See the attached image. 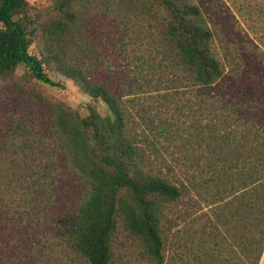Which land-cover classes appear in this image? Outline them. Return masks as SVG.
<instances>
[{"label":"trees","instance_id":"trees-1","mask_svg":"<svg viewBox=\"0 0 264 264\" xmlns=\"http://www.w3.org/2000/svg\"><path fill=\"white\" fill-rule=\"evenodd\" d=\"M101 2L103 14L126 8L149 23L143 32L149 62L167 77L162 95L145 94L142 102L145 92L129 75L118 82L107 77L112 45L101 47L98 38H90L87 12L76 0L55 3L58 15L40 21L30 17L27 0H0V79L24 66L40 83L61 87L48 72L52 68L108 110L102 115L91 106L82 116L66 104L49 105L42 139L52 154L57 202L48 219L65 220L58 235L61 252L72 264H110L112 236L124 222L156 263L165 264L167 211L183 214L185 206L184 214L196 208L212 212L201 229L192 226L201 221L195 217L184 229L197 239L185 255L189 260L260 264L264 42L245 34L240 22L232 25L235 16L223 0ZM241 4L264 38V0ZM35 44L39 54L31 53ZM241 231L243 245L221 247L218 236ZM51 234L57 235L44 237ZM200 234L207 237L203 245ZM40 253L28 254L26 264L51 259Z\"/></svg>","mask_w":264,"mask_h":264},{"label":"rangeland","instance_id":"rangeland-1","mask_svg":"<svg viewBox=\"0 0 264 264\" xmlns=\"http://www.w3.org/2000/svg\"><path fill=\"white\" fill-rule=\"evenodd\" d=\"M27 1L30 5L29 15L37 21L58 15L55 3L64 2ZM101 1L76 0L83 13L87 12L84 21L86 27L90 28V38L93 41L95 37L98 38L101 47H105V44L112 45L105 66L107 77L118 82V79L129 75L131 80L137 82L141 91L145 92L140 99L148 93L162 95L167 87V77L161 67L154 68L149 62L152 54L148 34L143 33L149 28V23L139 22L140 19L132 14L134 11L126 8L115 9L112 15L103 14ZM223 1L225 8L235 16L231 21L232 25L240 22L241 29L251 39L258 44L260 41L264 42L260 25L240 10L241 2L246 0ZM107 37H111L109 42ZM122 38L128 45L122 46ZM39 50V46L35 44L31 53L39 54ZM98 54L103 55L100 52ZM145 58L148 59L146 63ZM48 72L61 87L40 83L24 66H20L10 77L0 79V264H26L27 255L39 251L40 254L50 253L51 256L48 261L41 258L39 264H72L61 252L65 248L58 238L65 220L48 219L51 206L57 202L54 191L56 171L50 147L43 142L42 134L50 121L48 110L52 103L66 104L82 116L89 114L88 108L91 106L97 108L102 115H106L108 110L101 102L87 95L74 80L52 68H48ZM121 83L124 87L129 85V82ZM180 209L183 214H178L176 210L167 211L169 221L164 226V239L167 243L165 264H203L185 256L194 248L197 239L193 233L187 230L184 232V229H189L194 217L201 221L192 226L201 229L212 218V212L208 213L207 209L198 211L196 208L192 214H184L186 207L181 206ZM48 232L57 235L44 237ZM218 238L221 247L229 244L241 246L246 241V234L242 231L232 232ZM198 239L203 245L207 237L200 234ZM48 240H51V244L45 245ZM112 250L110 264H158L144 241L131 234L124 222H120L117 232L112 236ZM74 264L87 263L77 259Z\"/></svg>","mask_w":264,"mask_h":264},{"label":"crops","instance_id":"crops-1","mask_svg":"<svg viewBox=\"0 0 264 264\" xmlns=\"http://www.w3.org/2000/svg\"><path fill=\"white\" fill-rule=\"evenodd\" d=\"M260 264H264V252H263V255H262V258H261Z\"/></svg>","mask_w":264,"mask_h":264}]
</instances>
